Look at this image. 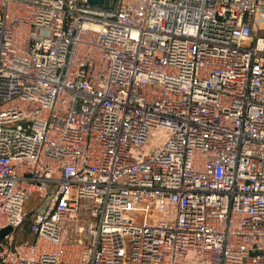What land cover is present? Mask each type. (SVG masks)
Instances as JSON below:
<instances>
[{"label":"built area","instance_id":"built-area-1","mask_svg":"<svg viewBox=\"0 0 264 264\" xmlns=\"http://www.w3.org/2000/svg\"><path fill=\"white\" fill-rule=\"evenodd\" d=\"M6 229L0 264H264V0H0Z\"/></svg>","mask_w":264,"mask_h":264},{"label":"water","instance_id":"water-1","mask_svg":"<svg viewBox=\"0 0 264 264\" xmlns=\"http://www.w3.org/2000/svg\"><path fill=\"white\" fill-rule=\"evenodd\" d=\"M89 3L92 5V6H102L104 5L105 3V0H89ZM11 231V229H6V230H3L2 232H0V241L3 239V237L5 235H7L9 232Z\"/></svg>","mask_w":264,"mask_h":264},{"label":"rangeland","instance_id":"rangeland-1","mask_svg":"<svg viewBox=\"0 0 264 264\" xmlns=\"http://www.w3.org/2000/svg\"><path fill=\"white\" fill-rule=\"evenodd\" d=\"M85 203H86V204H90V201H86Z\"/></svg>","mask_w":264,"mask_h":264}]
</instances>
